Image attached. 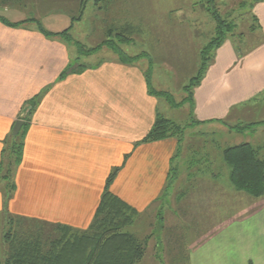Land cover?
Here are the masks:
<instances>
[{
  "label": "crops",
  "instance_id": "0c3cea01",
  "mask_svg": "<svg viewBox=\"0 0 264 264\" xmlns=\"http://www.w3.org/2000/svg\"><path fill=\"white\" fill-rule=\"evenodd\" d=\"M16 11L12 5L0 4V157L15 123L26 115V103L36 98V106L27 116L16 191L8 211L84 230L115 168L110 192L138 213L171 198L178 182L174 158L182 144L175 138L141 142L156 116L165 117L162 98L148 92L142 67L113 56L60 79L76 56L64 42L24 23L40 21L38 17L10 15ZM250 12L256 20L253 34L259 40L241 50L226 39L194 88L191 104H184L190 108L187 123H196L191 131L203 127L201 133L210 141L220 134L213 140L220 161L201 160L204 168L198 175L190 174L189 183L200 180L217 187L214 194L223 202L209 208L206 199L214 196L188 193L196 205L179 208L180 222L163 228L164 238L171 241L170 263L264 264V196L251 197L244 206H222L232 198L242 204L248 196L228 187L222 178L226 170L228 176V169L221 152L238 145L225 144L227 134H244L229 127L255 124L248 132L264 133V1ZM184 193L175 199L181 201ZM1 199L0 195V211ZM198 200L200 205L204 202L202 207ZM159 253L156 257L162 259Z\"/></svg>",
  "mask_w": 264,
  "mask_h": 264
},
{
  "label": "rangeland",
  "instance_id": "374dc122",
  "mask_svg": "<svg viewBox=\"0 0 264 264\" xmlns=\"http://www.w3.org/2000/svg\"><path fill=\"white\" fill-rule=\"evenodd\" d=\"M251 1L0 0V4L7 3L17 8L18 11L10 14L14 17H18L21 13H25L29 18L38 17L40 21L33 18L24 21V23H32L36 29L46 31V36H53L68 45L70 53L76 56L70 64L74 66L75 70L89 67L92 64L95 66L113 56L118 59V56L105 45L107 40H112L126 55L138 56L135 62L128 64L140 65L144 74L149 75L152 88L167 92L172 96L175 106L170 105L162 98V104L165 107L162 114L183 128L182 135L174 137L179 139V143L182 144L174 158L176 180L178 181L174 190L177 192L173 193L171 198L153 203L146 212H137L143 217L137 218L134 224L127 229L140 240L149 237L145 256L139 264H178L170 263L168 260L171 259L167 252L171 241L164 238L163 228L166 227L165 225H175L180 222L179 208L187 209L193 204L196 205V200L191 199L189 192L203 193L204 191L205 194L214 196L212 199H206L205 206L209 208L216 207L219 202H223L222 199L218 201V195L214 194L216 190L218 191L217 187L213 188L203 184L200 180H195L191 186L188 180L190 174L198 175V171L201 172L204 168L201 162L204 159L220 161L218 144L213 141H217L220 134L210 141L203 137L201 133L203 127L199 128V131H196L198 128L191 131L196 123L190 120L189 124L186 121L190 108L184 106L189 103L184 100L188 97L185 87L199 71L200 56L205 54L210 58L214 55L213 49L209 54L203 53L211 40L215 38L217 22L214 18L231 22L227 39H232L238 44V47L240 46L241 50L250 48L259 40L253 34L256 20L251 16ZM20 3H25V5ZM243 133L227 134V143L225 144L235 145L246 142H252L255 146L264 144V133L259 132L254 135L248 131ZM259 157L264 160L263 149L260 151ZM6 164L8 166L9 160L5 157L0 174L7 172ZM17 168L18 166L15 168L13 166L9 178L2 179L0 177V195L2 197V210L0 211L1 261L8 257L4 236L9 230L18 233L24 232L28 235L39 234L43 239H47L56 236L54 232L56 225L61 224L40 217L8 211L9 203L16 191L15 173ZM222 178L228 187L233 189L228 180L227 170ZM11 182L15 186L13 191L10 190ZM181 192H185L184 197L181 201H177L175 198ZM196 197L193 194V199ZM244 197L246 198L243 199L242 204H239L238 198L235 200L232 198L227 199L222 206L225 204L227 207L244 206L249 199H252L249 196ZM197 203L202 207L204 202H201L200 205V200H198ZM157 211L158 215H156ZM202 217L203 215H200L199 218ZM190 239L191 241L195 240V236L190 234ZM188 241L190 242V240ZM158 246L159 249H157ZM158 253L161 255L159 258L164 256L162 257L164 262L162 259H157Z\"/></svg>",
  "mask_w": 264,
  "mask_h": 264
},
{
  "label": "trees",
  "instance_id": "16d2710c",
  "mask_svg": "<svg viewBox=\"0 0 264 264\" xmlns=\"http://www.w3.org/2000/svg\"><path fill=\"white\" fill-rule=\"evenodd\" d=\"M263 1L252 0L250 7L252 8L254 4ZM214 19L217 22L215 38L211 40L203 53L209 54L212 49L213 53L226 41L227 34L230 32V21ZM253 19L255 20L254 17ZM105 45L118 56L121 63L128 64L138 59V56L126 55L112 40H107ZM213 57L214 55L208 58V55L205 54L200 56L199 71L185 87L188 97L184 100L190 104L193 90L200 84ZM86 68L81 67L79 70H75L73 65H68L60 73L59 78L62 79L68 74L77 73ZM146 82L151 95L164 98L170 105L175 106L171 95L152 88L149 75H146ZM35 99L24 106L27 107V112L24 117L20 118L23 124L17 132L12 129L9 144L2 150L0 172L3 168L4 158L9 160L8 166L6 164L7 172L0 174L2 179L9 178L13 166L15 168L21 162L24 132L28 124L27 116L34 111ZM254 125L238 124L229 128L231 131L243 132L252 130ZM182 130L183 128L174 121L157 115L150 131L141 142H157L174 138L177 135L181 136ZM178 142H180L179 139ZM262 149L264 150V145L254 147L249 143H242L227 147L221 152L222 161L228 169V178L232 187L252 198L264 196V160L259 157ZM117 171L118 169L115 168L108 175L92 221L86 229L81 230L57 224L54 231L56 236L47 239H43L39 234L28 235L24 232L18 233L9 230L4 236L8 257L4 261L0 260V264H139L145 256L149 237L140 240L127 231L139 214L110 192L109 186ZM14 188L15 186L11 182L10 190L13 191Z\"/></svg>",
  "mask_w": 264,
  "mask_h": 264
},
{
  "label": "water",
  "instance_id": "95a60500",
  "mask_svg": "<svg viewBox=\"0 0 264 264\" xmlns=\"http://www.w3.org/2000/svg\"><path fill=\"white\" fill-rule=\"evenodd\" d=\"M27 110V109H26ZM25 116V115H24ZM23 124V122L21 121V120H18L16 123H15V125H14V128H13V130H14V132H17L19 129H20V127H21V125Z\"/></svg>",
  "mask_w": 264,
  "mask_h": 264
}]
</instances>
